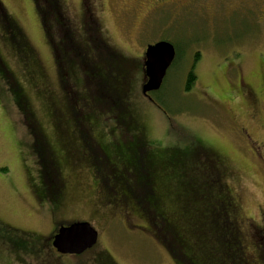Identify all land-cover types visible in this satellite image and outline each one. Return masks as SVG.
<instances>
[{
  "label": "rangeland",
  "instance_id": "1",
  "mask_svg": "<svg viewBox=\"0 0 264 264\" xmlns=\"http://www.w3.org/2000/svg\"><path fill=\"white\" fill-rule=\"evenodd\" d=\"M141 1L110 0L109 14L105 19L112 40L121 47L125 57L137 62L139 73L136 74L137 68L131 73L126 96L146 140H152L161 147L194 145V141L199 140L203 146L217 151L225 159L227 176L229 174L231 178L229 182L239 197L240 210L236 216L244 225H262L264 165L251 148L257 150L256 145L264 142V105L259 109L258 117L251 119L245 97L236 81V69L252 88L260 84V75L264 78V17L259 18L253 32L249 30L238 39H233L220 33L213 35L205 27L203 18H193L195 14H206V11L193 14L185 7L178 6L176 11L169 9L157 16L150 6L139 8ZM0 2L34 49L36 64L29 66V69L35 72L40 70L39 67L42 69L43 82L26 84L24 74L19 77V82L44 133L54 141L53 125L48 118L49 100L45 93L40 95L36 90L40 85L45 88L51 85L53 92H62L60 88H54L58 81L54 61L32 1ZM65 2L67 14L75 19L78 0ZM245 22L249 28L250 21L246 19ZM161 40L169 41L180 52L181 48H186V51L182 50L174 65L168 69L162 89L157 93L162 103L154 98L155 102L151 104L140 92L143 45ZM195 54L198 56L191 71ZM11 56L9 53V59L13 60ZM15 66L13 61L11 68L17 70ZM190 71L195 80L185 91L186 77ZM4 88L0 84V222L24 232L36 233L37 237H48L55 231L57 234L58 222L83 220L96 230L98 240L83 255L57 257L52 256V246L42 243L43 239L0 231L1 234L5 233V237H0V264H98V256L102 257L105 253L110 256L112 264H174L163 247L139 230V226H127L119 210L110 206V189L105 183L96 185L91 168L86 164L76 174L70 172V168L65 169V173L70 175L65 190L70 199L67 205L51 211L49 203L37 205L34 202L29 180L37 175V156L30 146L31 137L25 119L22 113H18ZM84 88L87 89L86 85ZM91 104L94 105L93 102ZM97 120L103 126L110 125L108 119ZM95 125L110 141V134L98 124ZM241 126L247 130L253 146L239 130ZM258 154L261 156L260 152ZM33 183L38 184L36 180ZM51 222L56 223L52 230ZM243 228L242 231L246 232Z\"/></svg>",
  "mask_w": 264,
  "mask_h": 264
},
{
  "label": "trees",
  "instance_id": "2",
  "mask_svg": "<svg viewBox=\"0 0 264 264\" xmlns=\"http://www.w3.org/2000/svg\"><path fill=\"white\" fill-rule=\"evenodd\" d=\"M31 1L58 75L54 88H60L62 92H53L51 85L47 88L40 85L36 90L40 95L45 93L49 100L48 118L53 125L54 141L44 133L19 82L22 74L27 78L24 80L26 84L43 82L42 69L39 64L40 70L35 72L29 69V66L36 64L34 49L1 2L0 84L6 87L4 90L8 91L18 113H22L31 137L30 146L37 156L40 185L34 188L35 179L29 180L34 202L39 205V201H36L38 195L49 203L51 211L68 204L66 202L70 200L64 199L68 195L62 189V179L65 178L62 162H59L65 155L62 154L63 146H78L77 134L81 146H91V141L94 146H110V141L104 138L97 125L89 133L80 125L90 126L89 121L94 120L110 134L108 124L103 126L97 119L104 120L108 116L109 120L111 113L115 127L123 124L121 128H116L119 133L116 142L118 139L119 143L110 152L114 162L110 166V206L119 210L127 226H139V230L163 247L174 264H264V220L262 225H244L236 216L240 201L237 193L233 192L230 175L227 176L228 166L223 163L221 154L203 146L199 140H195L194 145L169 147L146 140L126 96L131 73L136 68V74L139 73L136 60L125 57L123 53L122 68L110 70V65L115 68L119 63L105 49L85 55L78 48L79 31L73 23L75 19L65 10V0ZM176 50L178 58L186 48H181V52L178 48ZM9 53L13 60L9 59ZM197 56L194 55L191 71ZM113 60L116 64H113ZM13 61L19 72L11 68ZM191 71L186 77L185 91L195 80ZM161 89L162 86L159 91ZM76 91L80 93V100L86 102L81 117L74 105ZM159 91L152 92L150 96L154 102L156 98L162 103L157 95ZM58 112L65 116L64 120L58 116ZM86 163L84 160L80 162ZM59 191L65 195L60 197V193L57 194ZM0 225L3 229L0 231L36 236V233L8 227L1 222ZM4 234L0 233V237H5ZM46 237L36 236L48 245L53 235ZM52 252V256H55V251ZM97 262L110 264V256L102 254Z\"/></svg>",
  "mask_w": 264,
  "mask_h": 264
},
{
  "label": "flooded vegetation",
  "instance_id": "3",
  "mask_svg": "<svg viewBox=\"0 0 264 264\" xmlns=\"http://www.w3.org/2000/svg\"><path fill=\"white\" fill-rule=\"evenodd\" d=\"M147 6L153 8L157 12V16H161L164 11L169 9L172 11H176L178 6L185 7L184 9H188L190 11L189 13L193 14H195V12L202 13L206 11V14H195L193 18H203L205 27L208 28V30H210L213 35L220 33L224 36L227 35L229 36V38L233 39H238L240 35L247 33L249 30L253 32V28L258 24L259 18L264 17V0H143L139 2L138 7L144 9ZM109 10L110 0H78L77 12L75 15V20L73 21L79 31V33L77 34V38L79 40L76 44L85 55L93 54L94 52L105 49L107 53H110L111 56H114L118 60L117 63H119L115 68L110 65V70L121 69L123 64V57L121 55H123V51L121 47H119V45H117L112 40L108 23L105 19L106 15L109 14ZM246 19L250 21L249 28L247 27L249 24L245 22ZM147 45H143L144 49L147 47ZM175 53L176 54L173 63L177 58L176 48ZM113 64H116L114 60ZM141 67L143 68V59ZM236 72V81L238 83L239 89L242 91L243 96L245 97V105L251 114L250 118L256 119L258 117V114H260L259 109L262 105H264V78L260 75V84L258 85V87L252 88L244 81L243 75L239 74L238 69H236ZM78 93H74V105L75 107H77L79 116L81 117L84 102L83 100L79 101L80 98ZM110 99H112V97ZM58 116L62 120H64L65 118V116L62 115L61 112H58ZM112 118L114 117L110 113V119L108 120V123H110V146H94V142L92 141L91 146H81L77 141L78 134L76 136V144L78 146H63L64 152L62 151V154L65 155L64 157L59 159V162H62L63 175L65 177L62 179V189L66 190L68 180L70 178V175L65 173V169L67 171L70 168V172L76 174L78 173V171L76 170L83 167L84 164H80V162L83 160L87 162L86 165L91 168L92 177L93 179H96L97 182L96 185H100V183L102 185V182H105V185L110 189V166L114 164V162L110 158V152H112L117 147L115 146L117 143L115 134H119L117 132V129L121 128V125L123 124L121 123L119 127H115V125L112 123ZM106 119H108V116L105 117V120ZM89 123L90 126H87V124H83V126L80 125V127L84 129L86 133H89V131L92 132L93 126L95 125L94 120L93 122L89 121ZM238 128L243 132V134H245L246 139L251 143L250 135L247 133V130L242 128V126L241 128ZM250 146H253L252 143L250 144ZM256 146L259 149L256 150L254 148H251L252 153L258 156L264 165V142L259 143ZM258 152H260L261 156H259ZM221 157L223 158V163L226 164L224 157L222 155ZM103 170L106 171L104 172ZM36 179L37 175L35 176V180ZM37 180L38 184L40 185L41 180L39 179V177ZM36 187L37 186L34 185V188ZM28 189L30 191L29 187ZM59 193L60 191L57 194ZM60 194V197H63L65 195L64 192ZM36 196L38 197V200L36 201H39V205L43 204L45 199H42L38 195ZM64 199L70 200L67 197H64ZM64 222L65 221L61 223L58 222L57 228L60 225L66 224ZM52 225V227L54 228L56 223H52ZM55 232H53L52 235H54ZM48 242H50L51 244L52 238H50Z\"/></svg>",
  "mask_w": 264,
  "mask_h": 264
},
{
  "label": "water",
  "instance_id": "4",
  "mask_svg": "<svg viewBox=\"0 0 264 264\" xmlns=\"http://www.w3.org/2000/svg\"><path fill=\"white\" fill-rule=\"evenodd\" d=\"M175 57L173 46L160 41L146 47L144 52V79L141 93L157 91ZM97 241V233L87 222H73L60 227L54 235L52 247L61 255H80L91 249Z\"/></svg>",
  "mask_w": 264,
  "mask_h": 264
}]
</instances>
